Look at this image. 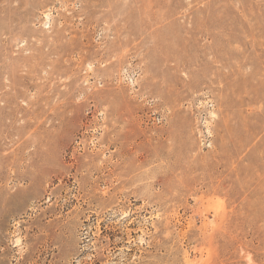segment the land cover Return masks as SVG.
I'll use <instances>...</instances> for the list:
<instances>
[{
    "label": "rangeland",
    "instance_id": "374dc122",
    "mask_svg": "<svg viewBox=\"0 0 264 264\" xmlns=\"http://www.w3.org/2000/svg\"><path fill=\"white\" fill-rule=\"evenodd\" d=\"M0 264H264V0H0Z\"/></svg>",
    "mask_w": 264,
    "mask_h": 264
}]
</instances>
